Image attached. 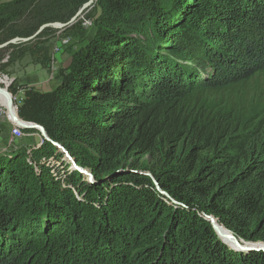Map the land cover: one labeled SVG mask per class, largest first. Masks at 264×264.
<instances>
[{
  "label": "trees",
  "instance_id": "1",
  "mask_svg": "<svg viewBox=\"0 0 264 264\" xmlns=\"http://www.w3.org/2000/svg\"><path fill=\"white\" fill-rule=\"evenodd\" d=\"M88 1L12 0L0 45L67 23ZM92 10L94 34L55 88H8L23 91L18 118L46 137L30 155L0 156V264H264L205 219L264 248V0ZM55 31L1 49L0 71L25 56L45 66ZM51 158L69 166L63 181Z\"/></svg>",
  "mask_w": 264,
  "mask_h": 264
},
{
  "label": "rangeland",
  "instance_id": "2",
  "mask_svg": "<svg viewBox=\"0 0 264 264\" xmlns=\"http://www.w3.org/2000/svg\"><path fill=\"white\" fill-rule=\"evenodd\" d=\"M10 4H12V0H0V7L8 6ZM92 9H90L88 12H85V14L79 19L85 22L82 25V28H83L82 30H76L72 32L70 31V32L65 33L63 32L65 29L53 28L56 31L52 35H49L45 39V42L42 43V48L46 49L47 58H49V62L45 66H42L41 64H39V62L34 61L33 58H31L30 56H25L21 60L16 61L11 66L4 69L3 71H0V88L5 89L7 86V92L11 96L13 95L8 91L9 86L13 82L9 85L3 84V82L8 83L7 79L8 80L13 79L14 83L15 81H19L22 84L24 82L35 81V83L30 84L29 85L30 87L29 86L28 87L33 88L40 92H48L52 90L53 88H55V86L59 83L58 71L68 69V67L70 66L72 62L74 53L78 51L86 41L88 42L89 41L88 39L91 38L92 35L94 34V26L92 25V21L90 22L88 20H85V15L87 16L91 15L92 18L96 15V12L94 13ZM22 39H26V38H22ZM33 40H35V38H33L31 41ZM17 43L19 42H16L10 45H15ZM8 46L4 48H7ZM55 48H56L55 50L56 53L54 54L53 50ZM52 55L53 56L55 55L53 60H52ZM7 59H8L7 53H2L0 55V64L5 63ZM52 61L53 63L51 67ZM2 77H6L7 79H4ZM18 91L19 92L15 95H17V99H18L17 101L19 103L20 98H22L23 96V91L22 90H18ZM0 99H3L6 102V99H4L3 96H0ZM3 105H5L6 107V104H3ZM16 111H17V108H16ZM34 134H40V133L37 132ZM35 140L36 141L38 140V143H40L37 136H35ZM31 143H33V141L26 140L24 138L17 139L11 136V139L8 142V146L11 145V147L12 146L18 147L24 151H27L28 149H30L29 147L31 146L29 145ZM56 164H57L56 166H58L56 168H58L59 171L61 170L66 171L65 169L66 166H67V169L70 170L69 166L67 164H62L61 161H59ZM246 245H252V244L247 243Z\"/></svg>",
  "mask_w": 264,
  "mask_h": 264
},
{
  "label": "water",
  "instance_id": "3",
  "mask_svg": "<svg viewBox=\"0 0 264 264\" xmlns=\"http://www.w3.org/2000/svg\"><path fill=\"white\" fill-rule=\"evenodd\" d=\"M96 0H89L87 3H85L79 10L78 12L67 22V23H49V24H45L42 25L38 31L29 38L26 39H22V38H15L13 40H10L2 45H0V49L10 45V44H14L16 42H28L31 41L33 38L37 37L44 29L46 28H55V29H65L67 27H70L71 25H73L74 23H76L84 14L85 12H88L90 9H92V7L94 6ZM0 96H3L4 99H6L7 104H6V109L8 111V113L10 114V116L13 118V120L16 122L17 125H19L22 129H33L37 132L40 133L41 138H45L46 134L45 131L42 127L33 124V123H28V122H24L22 120H20L18 118L17 115V111L15 109V106L13 104L12 101V97L11 95L7 92V86L5 89L0 88ZM5 151H0V156L4 155ZM73 163V161H72ZM74 166V163L73 165ZM82 174L86 175L87 177H89V179H91V175L89 174V172L87 171H80ZM207 221H209V223L211 224L213 230L215 231L217 237L219 238V240H221L222 243H224L225 245H227V243H232L235 247L236 251H262L264 252V248L263 247H257L254 246V244L250 245H246V242L243 241H239L235 238V236L230 233L228 230H226L224 227V229L230 234V240L227 236H221L220 232L216 229L217 227L215 226V223H217L216 219L214 217H206L205 218ZM232 241V242H231ZM249 244V243H248ZM258 244H263V243H258Z\"/></svg>",
  "mask_w": 264,
  "mask_h": 264
},
{
  "label": "built area",
  "instance_id": "4",
  "mask_svg": "<svg viewBox=\"0 0 264 264\" xmlns=\"http://www.w3.org/2000/svg\"><path fill=\"white\" fill-rule=\"evenodd\" d=\"M55 50H56V48L53 50V52H54V54L56 53L55 52ZM55 56V55H54ZM54 56L52 55V60L54 59ZM52 63H53V61L51 62V67H52ZM2 78H4V79H7L6 77H2ZM7 81H8V85L9 84H11L12 82H13V79H11V80H8L7 79ZM19 92V91H18ZM17 92V93H18ZM16 93V94H17ZM12 97V100H13V104H14V106H15V109L17 108V105L19 104L18 103V99H17V95H12L11 96ZM2 101V100H1ZM18 103V104H17ZM4 103H3V101L2 102H0V122H1V120H6V122L10 125V135L12 136V137H14V138H17V139H19V138H23V137H25V136H37L38 137V139H39V142H41L42 141V138H41V136H40V134H32V135H29V134H26V133H24L23 131H22V129H21V127L19 126V125H17L16 124V122L13 120V118L10 116V114L8 113V111H7V109H6V107H5V105H3ZM32 151V149L30 148V149H28L27 151H26V154L27 155H30V152ZM52 161V162H51ZM28 162H30L29 160H28ZM50 163H51V166H55V167H58V166H56L57 164V162L56 161H54L52 158L50 159ZM37 169V168H36ZM52 173H54L55 174V172H54V170H52ZM59 173H60V179L63 181V179L66 177V175H67V173L65 172V171H63V170H61V171H59Z\"/></svg>",
  "mask_w": 264,
  "mask_h": 264
},
{
  "label": "crops",
  "instance_id": "5",
  "mask_svg": "<svg viewBox=\"0 0 264 264\" xmlns=\"http://www.w3.org/2000/svg\"><path fill=\"white\" fill-rule=\"evenodd\" d=\"M32 83H35V81H32V82H24L23 84L20 83L19 81H15V86L17 87L19 85H27V84H28L27 86H29ZM26 134L32 135L34 133H26ZM23 138L26 139V140L33 141V143H31L29 145V146H31L29 148L34 149L36 147V145L38 143V140L36 141L34 136H25ZM10 139H11V135H10V125L6 121L1 120V123H0V151H5L4 154H7L9 151H12V150H14V151H18V150L20 151V150H22V149H20L18 147H13V146L11 147V145L8 146V142H9Z\"/></svg>",
  "mask_w": 264,
  "mask_h": 264
},
{
  "label": "bare ground",
  "instance_id": "6",
  "mask_svg": "<svg viewBox=\"0 0 264 264\" xmlns=\"http://www.w3.org/2000/svg\"><path fill=\"white\" fill-rule=\"evenodd\" d=\"M4 101L3 99H0V101ZM1 101V102H2ZM5 102V101H4ZM5 104H7V101L5 102ZM215 226L217 227L216 229L219 231V232H221L224 236H227L228 238H229V240L231 239L230 238V235L225 231V230H223V229H221L218 225H217V223H215ZM223 228V227H222ZM232 242V241H231ZM230 245H233L232 243H229ZM228 243H227V246H229L230 247V245H229ZM251 246V245H250ZM255 246V245H254ZM233 247H235L234 245H233ZM233 249V248H232Z\"/></svg>",
  "mask_w": 264,
  "mask_h": 264
}]
</instances>
